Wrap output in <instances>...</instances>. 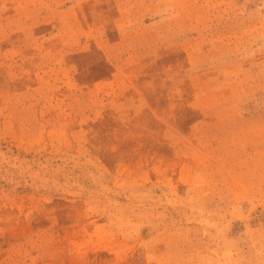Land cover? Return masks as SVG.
<instances>
[{"label":"rangeland","instance_id":"374dc122","mask_svg":"<svg viewBox=\"0 0 264 264\" xmlns=\"http://www.w3.org/2000/svg\"><path fill=\"white\" fill-rule=\"evenodd\" d=\"M0 264H264V0H0Z\"/></svg>","mask_w":264,"mask_h":264}]
</instances>
